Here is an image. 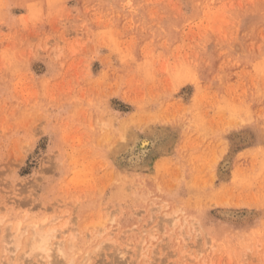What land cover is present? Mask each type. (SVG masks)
Returning <instances> with one entry per match:
<instances>
[{
	"label": "rangeland",
	"instance_id": "obj_1",
	"mask_svg": "<svg viewBox=\"0 0 264 264\" xmlns=\"http://www.w3.org/2000/svg\"><path fill=\"white\" fill-rule=\"evenodd\" d=\"M1 220L0 264H264V0H0Z\"/></svg>",
	"mask_w": 264,
	"mask_h": 264
},
{
	"label": "bare ground",
	"instance_id": "obj_2",
	"mask_svg": "<svg viewBox=\"0 0 264 264\" xmlns=\"http://www.w3.org/2000/svg\"><path fill=\"white\" fill-rule=\"evenodd\" d=\"M212 163V162H211ZM58 218H60V217H58ZM59 220V219H58ZM0 222H2V220L0 221ZM69 222V221H68ZM1 224V223H0ZM11 225V224H10ZM10 225H9V227H10ZM17 226V225H16ZM36 226V225H35ZM175 226V225H174ZM8 227V228H9ZM44 227V226H43ZM23 228V227H22ZM25 228V227H24ZM42 227H40V225H39V227H38V225H37V227L35 228V233L34 234H32V236H30L29 238L31 239V237H32V239H31V241H29L30 243H27V244H29L30 245V247L29 248H31V249H29V251L31 252H29L31 255H29V256H31V257H33V256H37V262L39 263V264H45V262L47 263V264H49V261H51V259L50 258H52L53 257V255H52V253H54L55 251L57 252V255L60 257V256H62V257H60L61 259H63V258H65V251H64V242L62 241H56L55 243H53L52 242V239H54V238H56V235H57V233L56 234H54L55 233V231H53V229L54 228H52V231H50V229H49V231L50 232H44V230H42L41 229ZM15 229V228H14ZM16 230V229H15ZM25 230V229H24ZM55 230L56 231H58V229H56L55 228ZM17 231V230H16ZM16 231H13V232H16ZM23 231V230H22ZM148 231V230H147ZM54 232V233H53ZM143 232H144V230H143ZM150 232H151V230H150ZM149 232V233H150ZM22 233V232H21ZM20 233V234H21ZM24 233H25V231H24ZM150 234H152V233H150ZM180 234V233H179ZM10 235H11V233H10ZM13 235V234H12ZM19 235V234H18ZM22 236V235H21ZM177 236V235H176ZM175 236V237H176ZM179 237H180V235H178ZM10 238H11V236H10ZM177 239H178V237H176ZM29 239V240H30ZM25 240H27V239H25ZM150 240V239H149ZM18 241V240H17ZM183 241V240H182ZM9 242H11V241H9ZM21 241L19 240L17 243H16V249L15 250H17L18 248H19V246L21 245ZM11 243H9V245H10ZM25 244V243H24ZM155 246V245H154ZM24 247V246H23ZM153 248V247H152ZM28 249V248H27ZM190 250V249H189ZM188 250V251H189ZM2 251V250H1ZM25 251V250H24ZM23 251V252H24ZM27 251V250H26ZM187 250L185 249V252H186ZM187 251V252H188ZM35 252V253H34ZM37 252V253H36ZM22 253V252H21ZM28 253V254H29ZM34 253V255L32 256V254ZM196 253V252H195ZM25 255V254H24ZM54 255H56V254H54ZM197 255V254H196ZM195 255V256H196ZM1 256V255H0ZM181 256V255H180ZM191 256H193V253L192 252H188L187 253V255H186V257H190L191 258ZM2 257V256H1ZM0 257V258H1ZM58 257V258H59ZM183 257V256H182ZM185 257V255H184V258H186ZM30 258V257H29ZM55 258V257H54ZM190 258H189V260H190ZM32 259V258H31ZM72 259H74V258H72L71 257V259H69L70 261H69V263L71 262V260ZM88 259H90V258H88ZM55 260H58L57 259V257H56V259ZM67 260V259H66ZM184 260V259H183ZM28 261V260H27ZM35 261V262H36ZM87 261H88V263H87ZM86 262H85V264L87 263V264H89V260H87ZM184 261H187V259H185ZM73 263V262H72ZM179 263V262H178ZM183 263V262H182ZM36 264V263H35ZM52 264V263H51ZM65 264V263H64ZM186 264V263H185ZM190 264V263H189Z\"/></svg>",
	"mask_w": 264,
	"mask_h": 264
}]
</instances>
